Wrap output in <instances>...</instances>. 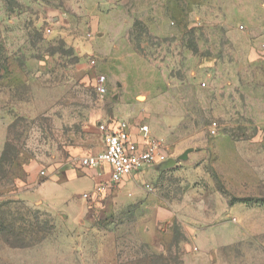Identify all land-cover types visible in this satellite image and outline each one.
<instances>
[{"label": "rangeland", "instance_id": "rangeland-1", "mask_svg": "<svg viewBox=\"0 0 264 264\" xmlns=\"http://www.w3.org/2000/svg\"><path fill=\"white\" fill-rule=\"evenodd\" d=\"M5 62L25 78L0 97L15 117L3 179L49 177L28 195L41 207L0 178V264H264V0H0ZM111 120L148 125L170 159L193 152L89 202L80 164L55 176Z\"/></svg>", "mask_w": 264, "mask_h": 264}, {"label": "built area", "instance_id": "built-area-1", "mask_svg": "<svg viewBox=\"0 0 264 264\" xmlns=\"http://www.w3.org/2000/svg\"><path fill=\"white\" fill-rule=\"evenodd\" d=\"M90 65L94 68L96 61H91ZM95 88L100 97H106L109 94L108 77L98 74ZM98 129L104 149L82 158L80 162L83 171H92L97 173L94 177L99 176L94 192L83 196L89 202L98 201L112 191L123 188L132 179L170 160L167 146L152 135L146 124L134 126L129 121L111 120L100 123ZM218 132L219 125L214 121L210 125V133L215 136ZM40 175L48 178L45 171L40 172Z\"/></svg>", "mask_w": 264, "mask_h": 264}, {"label": "crops", "instance_id": "crops-1", "mask_svg": "<svg viewBox=\"0 0 264 264\" xmlns=\"http://www.w3.org/2000/svg\"><path fill=\"white\" fill-rule=\"evenodd\" d=\"M103 23V22H102ZM101 22L99 23H91L89 25V28L92 29V31L97 30L99 28V32H102L103 34H105L107 29L106 25H101ZM8 74H6L4 71H0V97L1 96H5V95H9L10 94V84L11 82H13V80H22L24 77V74L22 72H14L13 69L10 67L9 63H8ZM18 71V70H17ZM26 80V79H25ZM42 89H40L41 91ZM42 92V91H41ZM2 104V106H1ZM9 105L10 102L9 101H5L3 103H0V159L1 156L3 154V151L5 149V145L8 141L9 138V132H10V126L12 125V123L15 120V117L13 116V114H11L9 112ZM132 124H134V126H137V123L131 122ZM99 123H97V125H99ZM92 126V125H91ZM85 133H87V135L94 137V139L96 140L97 144L99 145L98 148H96L97 150H95V154L99 153L100 150L102 151L104 149V144L102 141V137L99 133L98 127H90V124L87 125V127H85L84 129ZM152 132V131H151ZM153 135V133H152ZM154 136V135H153ZM93 151V150H92ZM94 154V155H95ZM88 155H92L91 151L89 148H76L71 152V160L74 161V163H69L67 165V167L64 168V170H62V172H58L55 176V180H57V182L62 183L63 181H67L69 179H80L82 178L81 175L78 174V171H76V167H78L77 165L80 164L79 160H81L82 158L88 156ZM81 167V165H80ZM155 169L153 168L152 171H154ZM156 171V170H155ZM85 174L89 175L91 178H93L95 181H97L99 179L98 177H94L97 176L95 172L92 171H83ZM157 173L162 172V171H156ZM49 177V175H48ZM44 179V180H43ZM46 178L42 177L40 175V173H37V168H35L34 166H31L27 169V179L26 181H21L23 185H27V189L23 190V191H12V193L15 196H19L20 198H22L25 202H27L28 204H32V205H39L40 207L43 206L41 201H35V202H31L28 199V195H30V191L41 185Z\"/></svg>", "mask_w": 264, "mask_h": 264}, {"label": "trees", "instance_id": "trees-1", "mask_svg": "<svg viewBox=\"0 0 264 264\" xmlns=\"http://www.w3.org/2000/svg\"><path fill=\"white\" fill-rule=\"evenodd\" d=\"M0 71H4L6 74H8L9 70H8V64L7 62H5L4 66L0 67ZM15 121V120H14ZM14 125V122L12 123V125L10 126V130L11 127ZM10 132H9V138L8 141L5 145V149L3 151V154L1 156L0 159V171H4L2 174V177L0 176V178L2 179L1 181H7L9 183H15V180H19V177L16 175L17 178H15L14 174H10V176H8L7 178L3 179L4 177H6L8 175V170L11 168L9 167V165L7 166L6 164L10 161L9 157L10 156H14V154H11V152L14 150L13 146H11L10 143ZM15 157H13L12 159H14ZM168 170L163 171V173L168 172ZM0 181V185L2 184V182Z\"/></svg>", "mask_w": 264, "mask_h": 264}, {"label": "water", "instance_id": "water-1", "mask_svg": "<svg viewBox=\"0 0 264 264\" xmlns=\"http://www.w3.org/2000/svg\"><path fill=\"white\" fill-rule=\"evenodd\" d=\"M118 97H119V95L116 94L114 98L117 99ZM192 152H193V149H187L177 159H170L167 163L155 166L154 168L156 171H162V170L164 171V170L171 169L177 165L178 161H182V162L187 161L189 158V155Z\"/></svg>", "mask_w": 264, "mask_h": 264}]
</instances>
